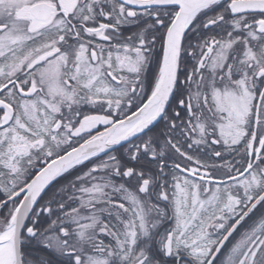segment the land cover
Wrapping results in <instances>:
<instances>
[{"label": "snow or ice", "instance_id": "snow-or-ice-1", "mask_svg": "<svg viewBox=\"0 0 264 264\" xmlns=\"http://www.w3.org/2000/svg\"><path fill=\"white\" fill-rule=\"evenodd\" d=\"M0 264H264V0H0Z\"/></svg>", "mask_w": 264, "mask_h": 264}]
</instances>
